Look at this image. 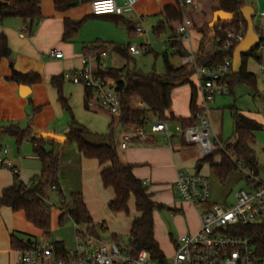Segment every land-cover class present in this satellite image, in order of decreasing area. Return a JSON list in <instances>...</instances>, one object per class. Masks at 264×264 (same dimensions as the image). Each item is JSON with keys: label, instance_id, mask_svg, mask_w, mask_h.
Here are the masks:
<instances>
[{"label": "crops", "instance_id": "obj_1", "mask_svg": "<svg viewBox=\"0 0 264 264\" xmlns=\"http://www.w3.org/2000/svg\"><path fill=\"white\" fill-rule=\"evenodd\" d=\"M77 1L79 4L75 6L71 5ZM117 1L120 4L123 3V0ZM3 2L4 0H0V4ZM246 3L247 6H251L255 9V19H264V16H261V14L264 13V0H246ZM71 4L68 10L64 12H57L55 10V0H43V19L41 22L36 24L32 33L29 32L27 27H25L21 21L16 19L8 20L3 26L0 27V33L6 35L8 38L9 48L12 51V58L4 59L0 63L1 127L7 128L16 125L22 129L33 128L36 130V132H38L40 137L43 133H50L68 139V133H66L67 129L62 133L58 130L57 123L59 118L63 117L64 111L58 101L57 91L51 84L52 79L56 77H62L67 72H76L80 70L83 67L82 60L85 56L89 55L91 48H98L102 45H117V33L121 23H125L129 26V35H134L135 37H148V32L145 26L148 29H152L154 32V30L164 20L163 17L160 16L162 10L166 7H176L174 0H140L135 7V10L131 14H126L122 17L106 16L102 18H96L91 12V3H82L80 0H75ZM81 5H84V7L80 8ZM218 5L219 4L217 0H212L211 6L213 13L216 12L214 11V8L218 7ZM197 10H200V7ZM204 16L205 18L202 20V22L207 24L209 27H212V18L210 14L206 12L204 13ZM83 19H87V21L80 28L77 35L74 38L65 41L64 33L66 20L79 22ZM195 20L196 25L200 27L199 21L197 19ZM133 23L137 24L136 29L130 27ZM113 24H115L117 28H115V25ZM174 27L177 28L178 24L174 25ZM138 28H145L143 35H139L136 32ZM255 28L257 27L255 26ZM168 29L169 36L164 42L166 50L165 52H168L169 46L172 49L174 43V33L168 26H166L165 32L162 34H166ZM25 30H27V33H25ZM206 34L210 37V42L206 44V52L211 54L214 53L216 48L215 40H213L215 34L213 31L209 30L206 31ZM258 35L260 36L261 40L264 39L261 32H259ZM202 39L203 34L200 33L199 30L192 27L191 42L188 43L181 41V45L188 53L195 52L197 55ZM143 47L147 52L153 51L149 39ZM257 49L260 54L263 53L264 43L262 44L261 42ZM117 50H119L126 58L132 57V54L128 52H122L120 49ZM52 51L62 52L64 54V58L55 59L51 56ZM170 53L171 56L168 53L170 64L175 68L183 67L182 57L184 56L172 55L173 51ZM171 57H178L181 60L180 66L173 65L170 60ZM109 58L98 57L93 62L92 69L97 75L99 72L106 73L108 70H111L108 67V63H106V60ZM248 63L249 60L247 61L246 66L247 72L253 74L256 77L255 88H251L256 91L257 76L253 72H250ZM11 65H13V68ZM260 65L261 64L259 63V76L260 79L264 81L261 76ZM13 71L23 75L38 74L41 77V83L34 85H20L16 82L8 81L7 79L12 76ZM194 78L199 81L195 71L190 76L191 83L182 85L188 86V88H184L185 91L183 92V104H187V108L185 110L186 112L183 114L177 113L181 115H175L176 111L173 112L172 109H170L167 113V117L170 119L167 121L169 125L170 121H174L175 123L173 128L170 125L172 130H174V128L177 126H182L181 122L178 120L193 118L194 110L196 109L197 113L199 106L203 102V97L200 103L198 101V97L201 92L198 89L199 84H196ZM22 87H26V89L23 90L21 89ZM179 87H176L172 92V105L174 92ZM234 92L235 89L233 90V93L218 97L234 95ZM63 93L76 122L86 128L92 134L88 140L94 144L102 143L103 140L101 137L108 135L111 131L110 125L112 123L113 117L104 110L88 108L87 102L91 98L92 94L82 85H75L70 81L65 80L63 83ZM194 93L195 96H193ZM235 110L242 114L246 119L261 125L263 128L262 131H264V118L259 119L254 116L251 118H256L257 120H253L244 115V112L242 113L236 108L233 110V113ZM212 112H214V110L211 108L210 117L212 116ZM155 120L157 119L152 118L150 122ZM212 123L215 129L216 124L213 121ZM146 127L148 128V124ZM124 131L125 129H116V139L118 141L120 160L125 165H132L134 167L133 173L135 177L141 180L143 183L146 182L147 187L149 184L160 185V187L171 188L176 193L175 185L181 172L187 174L204 175L210 179L211 183V177L213 176L216 181L221 184L220 180L213 171L212 166L221 164L222 153H215L210 156L209 162H203L206 158H202L200 156L199 150L197 148L187 145L182 137L174 136L169 140H166L161 134L150 140H136L127 149H122L121 143ZM215 132L218 139L230 147V149H232L238 141L236 129L235 139L233 141L228 140L224 142L222 136L216 131V129ZM260 132L255 134L256 141L253 145V149L259 164L257 170L259 172V176L262 179V176L264 175V165L261 164V156L257 155L255 150L257 134ZM4 143L9 144L13 149L15 148L14 143H16V141L11 137L2 136L0 138L1 150ZM55 150L60 156V186L64 195L67 194L72 196L73 194L81 193L84 197V201L88 211L92 216L95 226L101 222L111 221V216L109 214L110 209L108 205L115 199V193L111 188L106 189L102 183L101 172L105 166H101L96 160L84 158L82 155H80L76 146L65 147L64 144L57 142L55 145ZM17 151L20 154L21 147L17 146ZM22 151L25 157H15V154L9 156L8 151L6 155H3L2 153L1 157L10 162L18 171L17 175L21 182L26 185H30L34 178L40 175L42 165L35 156L33 145L30 142H25L23 144ZM229 158L233 162L237 160L235 155L232 158ZM25 161H30L31 166H28ZM199 166H201L200 169ZM260 167H262V170L259 169ZM18 178L10 170L2 169L0 166V197L2 196L4 190L13 187L16 184ZM240 182L245 183V188L248 187L245 174L237 170L230 174L225 185L221 184L223 188L228 187L230 184L233 185L227 190V193L225 194V200L233 192L234 185H237ZM211 186L213 200L212 204H219L215 202L213 191L214 188L212 184ZM53 190L56 191L55 189ZM47 191L48 189L45 190L44 195L48 201L49 198ZM149 193L151 194L150 191ZM153 201L155 200L153 199ZM155 202L164 206H175L176 209L180 208L179 210L181 211H185V208H187V206L185 207V204L179 205L176 202H174V204L163 200ZM131 203L134 204V201L132 200L130 202L129 207ZM186 203L188 206H194L191 203ZM212 204L200 207L201 213L199 215V222L196 226H192L193 229L187 235L199 231L201 227V215L205 210L209 209ZM220 205L231 206L227 205L226 203ZM110 213L112 212L110 211ZM32 227V224L27 221L23 212L15 213L8 207H3L0 209V264H16L17 254L16 250H13L11 247V236L14 234L24 242L35 240L36 238L31 239L32 235L30 231ZM165 237L166 236L162 235L159 237V235H156L155 232V238L160 246V249L163 248L164 242L167 241ZM174 254L175 250L173 252V256Z\"/></svg>", "mask_w": 264, "mask_h": 264}, {"label": "trees", "instance_id": "obj_2", "mask_svg": "<svg viewBox=\"0 0 264 264\" xmlns=\"http://www.w3.org/2000/svg\"><path fill=\"white\" fill-rule=\"evenodd\" d=\"M43 0H4L0 4V27L8 20L16 19L21 21L25 27L32 33L37 23L43 19L42 14ZM75 0H55V10L64 12L70 8V4ZM82 3H92L95 0H80ZM218 7L214 11L223 10L228 13L237 12L247 6L246 0H217ZM104 15L95 16L102 18ZM160 16L163 17V22L154 30V33L159 36L165 32L168 26L174 33L172 55L187 56L189 53L185 51L179 40L178 28L174 25H180L183 21V13L176 7H166L162 10ZM122 17V16H116ZM87 19L79 22L66 20L64 40L74 38L80 28L86 23ZM221 24L214 27L200 29L203 34L199 50L197 52L198 62L204 63L208 61L210 64H219L223 61L220 54L207 53L206 44L210 42V37L206 31H213L216 39ZM224 28L244 29L247 32L248 26L241 15L231 24H224ZM259 34L260 30L256 28ZM132 33V31H131ZM262 44L264 39L261 40ZM119 49L117 45L106 46L102 45L97 48L100 51H106L108 48ZM127 54V53H125ZM128 55V54H127ZM234 55V53H232ZM12 51L9 48L8 38L5 34L0 33V63L4 59H11ZM253 58L257 63L262 64L263 57L258 52L243 55V66L239 73L232 72L228 79L229 93H233L235 87L239 84H246L253 89L256 85V77L247 72V61ZM165 64V72L163 75L145 76L130 69H111L106 73L99 72L98 76L109 78L115 81L116 91L119 94L122 102V113L119 118L113 117L110 125V133L102 136V143H91L88 138L92 134L83 126L79 125L68 105L63 93L64 76L52 79V86L58 94V101L61 104L63 111L71 116L70 131L68 139L64 143L65 147L76 146L80 155L84 158L98 161L101 166H105L101 172V179L106 189L114 190L115 199L109 203L108 207L113 214H124L127 217L131 215L129 207L133 200L135 211L138 216L134 219L129 238V247L134 255L141 251H147L150 257L158 262L165 263V258L158 242L155 239L154 212L157 209H163L164 205L158 204L152 199L149 189L144 183L137 179L133 173L132 165H125L120 160L118 141L116 139V129H126L131 127H146L147 124L156 118L161 121H169L167 113L172 107V92L176 87L191 83L190 76L195 71L194 67L175 68L169 62V54H163ZM13 68V65H11ZM11 82L24 85H34L41 83V77L38 74H20L13 71L12 76L7 79ZM195 96V93L194 95ZM37 112V111H36ZM193 118L181 119L182 127H190L196 124L195 117L196 109L193 112ZM233 118L235 122L236 134L238 141L235 146L230 149V152L237 159L244 160L247 164L258 169L253 145L256 141L255 134L262 131V126L254 121L246 119L238 111H234ZM8 136L15 139L18 147H21L25 142H30L34 148V154L42 165L40 175L36 176L30 185L21 182L16 176V184L3 191L0 197V209L8 207L15 213L23 212L27 221L35 228L43 232V236L49 237L52 225L51 207L44 195L46 189H55L61 196L63 204L66 203L64 193L60 186V156L55 150L56 141L44 139L39 136L33 128L22 129L19 126L13 125L7 128L0 126V138ZM1 150V145H0ZM222 153V152H221ZM210 156L204 159L203 162H209ZM213 171L220 180L222 185H225L231 173L237 171L234 162L224 153H222V162L219 165L212 166ZM65 213H60L59 222L64 223L68 220H73L77 224L86 225L93 228L92 232L96 233V226L92 216L88 211L84 197L81 193L70 196V206L68 209L62 208ZM230 232V230H229ZM242 235H249L255 243L264 242V226L252 227L245 229ZM113 240H118L117 236ZM28 242H31L28 241ZM63 249L65 245L57 243ZM11 247L13 250H27L28 243L20 240L16 235L11 236Z\"/></svg>", "mask_w": 264, "mask_h": 264}, {"label": "built area", "instance_id": "obj_3", "mask_svg": "<svg viewBox=\"0 0 264 264\" xmlns=\"http://www.w3.org/2000/svg\"><path fill=\"white\" fill-rule=\"evenodd\" d=\"M139 1L123 0L120 4L117 0H95L91 3V12L94 16H124L131 14ZM174 1L176 8L182 13L188 8H199L195 0ZM192 27V21L185 15L178 28V37L182 42H191ZM136 32L143 35L144 29L138 28ZM218 32L214 55L220 54L223 57L221 63L210 64L205 61L200 64L195 52L182 57L184 67H194L199 78L198 89L203 97L195 114L196 124L190 127L177 126L172 130L167 121L157 119L149 122L148 128H126L122 137V149H127L136 140H150L161 134L166 140L174 136L182 137L187 145L199 150L202 158L218 152L231 158L234 156L228 146L218 139L209 107L218 96L229 94L228 79L233 72L232 53L244 40L247 32L242 28H224L223 25H220ZM119 49L134 56L141 55L144 51V47L135 45L121 46ZM109 54V50L91 48L89 55L82 60L83 67L76 72L65 73L64 78L75 85H82L92 94L87 102L89 109H101L112 117L119 118L122 102L116 91L115 81L98 76L92 69L96 58H109ZM51 56L55 59L64 58V54L58 51H52ZM260 72L264 79V63L260 65ZM6 154L7 150H4L3 155ZM234 164L239 172L245 174L248 187L236 193L235 203L231 206L212 204V186L208 177L183 172L179 174L175 191L181 200L196 207L212 206L202 213L199 231L183 236L174 256L165 263L153 260L147 251L134 255L129 245L120 239L104 242L96 230L94 234L93 228L86 225H83L85 230H81V224L74 222V250L66 247L61 249L57 243H51L47 237L42 236L41 239L27 242V250L16 251V264H264V242L255 243L249 235L241 234L245 229L264 226V181L258 170L244 160L237 159ZM0 166L18 176L14 166L1 156ZM146 184L145 182L144 185ZM61 213H65V210H61Z\"/></svg>", "mask_w": 264, "mask_h": 264}, {"label": "rangeland", "instance_id": "obj_4", "mask_svg": "<svg viewBox=\"0 0 264 264\" xmlns=\"http://www.w3.org/2000/svg\"><path fill=\"white\" fill-rule=\"evenodd\" d=\"M195 1L198 7H200V10L188 8L186 11H184L183 18L186 15V18L192 21L193 28L200 31V29H206L208 27L207 24H204V22H202V20L205 18L204 13H209L213 21L214 13L211 6L212 0ZM83 7L84 5L80 6V8ZM195 19L199 21L200 27L196 25ZM254 23L264 37V19L256 18ZM179 26L180 25H178L177 28H179ZM114 27L117 28L116 25ZM130 27L136 29L137 24L133 23ZM145 28L147 29L148 37H135L134 35H129V26L127 24L121 23V25H119V31L117 33L118 47L127 46L129 44L141 48L149 39L153 51L147 52L146 50H144L142 51L141 55H132V57L126 58L119 50L109 47L108 50L110 52V58L106 60V63H108V67L110 69H130L145 76L164 74V61L162 56L166 51L164 42L169 36V29L167 30L166 34L156 36L152 29H148L146 26ZM171 51L172 49L169 46L168 53L170 54V56ZM261 55L264 58V52L261 53ZM170 60L171 63L175 66H180L181 64V60L178 57H171ZM262 63H264V61ZM248 66L250 72H253L257 76L256 91H254L246 84H239L235 87L234 95L218 97L216 98L215 103H213L209 107L210 110L211 108L214 110V112H212L211 119L213 122H215V129L222 136L224 142L228 140L233 141L235 139L234 121L232 116L233 110L235 108L237 110H240L242 113L244 112V115L249 118L254 116L259 119L264 118V81H262L259 76V63H257L254 59H249ZM194 79L196 81V84H199V81L196 78ZM184 88H188V86L179 87L174 92L173 105L171 109L173 112L176 111L175 115H181L177 113L183 114L186 112L185 110L187 108V104H183V92L185 91ZM201 100L202 96L200 94L198 97L199 103L201 102ZM251 119L257 120L256 118ZM71 122V116L68 113L64 112L63 117L59 118L58 120V130L62 133L67 129L66 133L69 134ZM170 125L173 128L175 125L174 121H170ZM14 146L15 148L12 149L9 144L4 143L2 151L0 150V156L4 150H7L9 152V156L15 154V157H25L22 151L23 145L21 146L20 154L17 151L16 143H14ZM255 150L257 152V155L261 156L260 162L262 165H264V131L257 134V143L255 145ZM25 162L28 166H31L30 161ZM262 179L264 180V175L262 176ZM211 181V184L214 188L213 191L215 202L219 204H233L235 202V194L239 190L245 188V183L243 182L234 185L233 192L225 200V194L227 193V190L230 189L229 187L233 185L230 184L228 187L223 188L213 176L211 177ZM148 187L149 191L153 195V199L157 202L163 200L168 203L174 204V202H176L179 205L185 204V207L187 206V208H185V211H181L179 210L180 208L176 209L175 206L166 205L163 209H157L154 212V230L156 232V235H159V237L160 235L166 236L165 238L167 241L164 242L163 248L161 250L165 258L167 260H170L173 257L174 250L176 252L179 241L181 240L183 235H187L193 229L192 226H196L198 224L201 208L186 205L187 203L181 200L178 194L175 193L171 188L150 184L148 185ZM47 195L49 198L48 204L51 207L52 216L50 236L47 237V239L54 244H64L68 250H74L76 248V230L74 221L70 219L68 221H65L63 224L59 222V216L62 208L68 209L70 206V196L67 194L64 195L66 203L63 204V200L57 191L48 188ZM130 207L131 215L129 217L124 214H112L109 211L111 221L101 222L96 225V231L104 242L109 243L111 240H113V236L117 235L118 239H120L126 245H129L132 224L134 219L138 215L134 209L133 203H131ZM103 228L107 229L103 230ZM80 229L85 230L83 225H80ZM30 233L32 235L31 239H41L43 236V232H41L34 226L31 228Z\"/></svg>", "mask_w": 264, "mask_h": 264}, {"label": "water", "instance_id": "obj_5", "mask_svg": "<svg viewBox=\"0 0 264 264\" xmlns=\"http://www.w3.org/2000/svg\"><path fill=\"white\" fill-rule=\"evenodd\" d=\"M77 4H79L78 1L71 5L75 6ZM239 15H241L245 20V22L247 23L248 29L244 40L238 44V46L234 51V55H233L234 73H239L241 71L243 66V55L254 52L261 43V38L256 32L255 23H254L256 11L251 6H246L243 9L234 13H228L223 10H218L214 13V18L211 23L212 27L217 26L219 24H231ZM21 89L25 90L26 87H22ZM41 137L44 139H50L59 142L61 144H64L67 141V139L64 137L50 133H43ZM200 168L201 166H199V169ZM259 169L262 170V167H260Z\"/></svg>", "mask_w": 264, "mask_h": 264}]
</instances>
